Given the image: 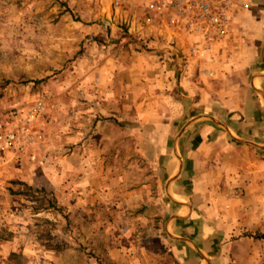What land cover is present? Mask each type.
Here are the masks:
<instances>
[{
	"label": "rangeland",
	"instance_id": "rangeland-1",
	"mask_svg": "<svg viewBox=\"0 0 264 264\" xmlns=\"http://www.w3.org/2000/svg\"><path fill=\"white\" fill-rule=\"evenodd\" d=\"M154 1L0 0V264H264V152L221 147L191 205L125 93Z\"/></svg>",
	"mask_w": 264,
	"mask_h": 264
},
{
	"label": "crops",
	"instance_id": "crops-1",
	"mask_svg": "<svg viewBox=\"0 0 264 264\" xmlns=\"http://www.w3.org/2000/svg\"><path fill=\"white\" fill-rule=\"evenodd\" d=\"M227 28L224 37L197 55L189 53L197 36L181 25L155 21V50L140 54L133 65L124 60L122 66L125 86L136 88L125 90L133 94L134 107L151 110L149 123L172 140V154L164 153L165 188L180 182L177 188L184 189L186 182L194 191L190 200L196 191L197 201L205 194L198 189L200 177L191 182L188 174L207 173L208 162L215 159L226 171L221 147L248 144L264 152V0H241ZM244 151L253 156V149Z\"/></svg>",
	"mask_w": 264,
	"mask_h": 264
},
{
	"label": "built area",
	"instance_id": "built-area-1",
	"mask_svg": "<svg viewBox=\"0 0 264 264\" xmlns=\"http://www.w3.org/2000/svg\"><path fill=\"white\" fill-rule=\"evenodd\" d=\"M241 0H156L148 7L153 13L147 21L181 25L197 41L189 48L190 54L202 55L213 42L224 37L230 13ZM165 16L163 17V15Z\"/></svg>",
	"mask_w": 264,
	"mask_h": 264
},
{
	"label": "water",
	"instance_id": "water-1",
	"mask_svg": "<svg viewBox=\"0 0 264 264\" xmlns=\"http://www.w3.org/2000/svg\"><path fill=\"white\" fill-rule=\"evenodd\" d=\"M169 199L172 200V201H175L174 199H172L170 196H169ZM176 202V201H175Z\"/></svg>",
	"mask_w": 264,
	"mask_h": 264
}]
</instances>
